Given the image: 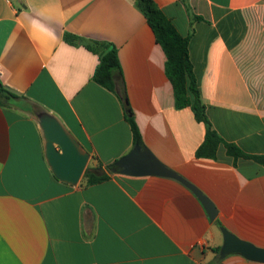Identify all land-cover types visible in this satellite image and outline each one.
<instances>
[{
	"label": "crops",
	"instance_id": "0c3cea01",
	"mask_svg": "<svg viewBox=\"0 0 264 264\" xmlns=\"http://www.w3.org/2000/svg\"><path fill=\"white\" fill-rule=\"evenodd\" d=\"M187 36L190 60L213 128L248 155H264V0H154ZM114 45L116 92L93 80L98 56L82 43ZM166 55L134 0H0V82L17 94L0 105V264H264L217 256L225 228L264 249V167L234 160L224 144L215 159L196 151L206 128L177 108ZM125 93L145 150L200 189L176 179L110 175L70 185L46 158L41 113L54 116L90 168L135 146ZM39 111L38 113L36 111Z\"/></svg>",
	"mask_w": 264,
	"mask_h": 264
},
{
	"label": "trees",
	"instance_id": "16d2710c",
	"mask_svg": "<svg viewBox=\"0 0 264 264\" xmlns=\"http://www.w3.org/2000/svg\"><path fill=\"white\" fill-rule=\"evenodd\" d=\"M136 7L143 13L155 34L157 42L163 48L166 55V76L170 80L174 88V96L177 108L190 107L196 121L204 124L206 135L204 142L196 151V157L200 159H215L218 148L224 144L227 154L234 160L245 158L251 159L264 167V155H248L244 153L237 145L225 142L218 132L213 128L208 118L206 105L202 100V96L198 89L197 80L194 74L193 64L190 60L189 43L193 31L187 36L182 35L173 22L166 14L157 6L154 0H134ZM186 7L192 23L194 21H202L203 18L193 14L189 0H181ZM65 41L78 45L82 43L89 51L98 56L99 62L95 69L93 80L100 86L111 92H116V83L114 72L120 69L118 52L114 45L107 42L88 41L85 42L77 36L66 34ZM124 104L126 119L130 124L133 143L135 147L145 150L141 133L137 123L133 117L128 98L125 93L119 95ZM20 97L4 87L0 86V105H9L12 99ZM39 112L38 110L36 111ZM117 161L105 166L104 174L100 175L93 169L87 168L83 178L86 185H94L104 182L110 178L111 174L120 172L117 167ZM214 252L218 256L220 248H215Z\"/></svg>",
	"mask_w": 264,
	"mask_h": 264
},
{
	"label": "water",
	"instance_id": "95a60500",
	"mask_svg": "<svg viewBox=\"0 0 264 264\" xmlns=\"http://www.w3.org/2000/svg\"><path fill=\"white\" fill-rule=\"evenodd\" d=\"M0 86H2L0 82ZM40 126L46 142V158L57 179L70 185H78L88 168L90 155L52 115L41 113ZM120 172L128 175H152L173 178L188 187L201 201L211 220L218 210L213 202L190 181L160 163L150 152H141L138 147L117 161ZM223 246L220 257L239 254L248 260L264 263V249L245 241L227 229H222Z\"/></svg>",
	"mask_w": 264,
	"mask_h": 264
},
{
	"label": "rangeland",
	"instance_id": "374dc122",
	"mask_svg": "<svg viewBox=\"0 0 264 264\" xmlns=\"http://www.w3.org/2000/svg\"><path fill=\"white\" fill-rule=\"evenodd\" d=\"M88 168H90V165H88ZM81 182H82V183H83V182L85 183V179L82 178V179H81Z\"/></svg>",
	"mask_w": 264,
	"mask_h": 264
}]
</instances>
